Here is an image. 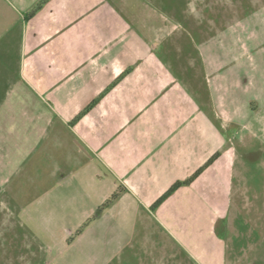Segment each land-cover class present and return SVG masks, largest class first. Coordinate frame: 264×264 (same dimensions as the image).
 Returning <instances> with one entry per match:
<instances>
[{"label":"crops","instance_id":"1","mask_svg":"<svg viewBox=\"0 0 264 264\" xmlns=\"http://www.w3.org/2000/svg\"><path fill=\"white\" fill-rule=\"evenodd\" d=\"M41 1L0 0V74L3 67L10 74L4 85H0V89L8 91L0 97V144L16 137L6 131L4 124L17 121L10 99L16 97L19 111L29 120L40 123L34 129L36 134L67 129L72 137V152H78L76 159L87 158L83 169L73 176L66 172L64 165L57 167L58 188L43 200L42 229L50 241L42 246L46 250L45 264H264V260L252 255L253 245L243 247L227 240V231L232 228L229 225L224 224L218 236L214 216L201 209L200 198L191 196L198 186L208 195L210 182L201 180L225 159L223 155L192 184L181 187L159 208L152 209L175 183L187 181L195 169L210 161V134L191 129L187 122L194 117V107L178 105L163 120L154 97L152 104L142 105L143 111L137 113L138 117L131 116V126L139 122L138 128L116 132L78 130L84 119L96 117L98 106L75 123L72 116L60 113V106L75 102L67 91L72 95V90H78L80 97L83 82L88 83L87 78L83 81V74L108 73L114 51H122L134 33L129 30V22L115 18L114 13L108 29L110 19L105 14V20L97 21L94 30L90 24L86 27L91 39L95 37L93 49L83 45L87 30L81 27L86 24L84 17H88L85 9L96 7L110 13L108 0H49L41 10L31 14ZM103 54L109 61L103 60ZM14 57L20 59L16 63V77L9 70ZM109 74L108 82H113L114 70ZM127 80L128 76L119 80L102 99L115 102V90L127 85ZM103 89L104 86L100 91ZM161 91L164 89L158 93ZM92 95L97 96L96 92ZM167 100L165 107H170L171 102ZM148 105L153 108L151 111L147 110ZM3 106L7 108L4 110ZM194 119L209 121L201 112ZM1 151L2 173L13 169L10 157L13 153L5 147ZM104 168L118 181L105 174ZM130 169L136 172L137 181L122 180ZM218 182L228 186V191L233 187L232 181ZM121 186L125 190L119 198L93 219Z\"/></svg>","mask_w":264,"mask_h":264},{"label":"rangeland","instance_id":"2","mask_svg":"<svg viewBox=\"0 0 264 264\" xmlns=\"http://www.w3.org/2000/svg\"><path fill=\"white\" fill-rule=\"evenodd\" d=\"M108 1L110 13L96 7L85 9L88 17H84L86 24L81 27L87 30L82 31L83 45L95 48V37L91 39L86 27L90 24L94 30L97 21L105 20V14H108L110 29L112 13L115 18L129 22L134 38L128 37L122 51H114L108 63L111 66H107L108 73L83 74V81L87 78L88 83L83 82L81 96L78 90H72V95L68 90L75 102L71 106H60V113L75 120L100 98L95 105L99 107L96 117L84 119L78 130L115 132L138 128L139 122L131 126V116L141 114L142 105L152 104L154 97L163 120L182 104L185 108L194 107V117L198 112L204 113L208 123L194 117L187 122L191 129L210 134L209 160L220 155L225 159L201 180L210 182L208 195L198 186L191 196L200 198L203 201L201 209L210 217L214 216L218 236L223 225H229L232 228L227 231V240L243 247L253 245L252 255L263 261L264 0ZM96 16L98 20H95ZM108 59L103 54V60ZM19 60L14 57L12 67H9L15 77ZM111 69L114 70V81L108 82ZM122 75L128 76L129 80L127 85L115 90L113 101L116 103L102 99L106 90ZM7 78L10 74L5 73L3 67L0 85H4ZM107 83L109 87L106 88ZM95 92L97 96L93 97ZM4 94L8 91L0 89L1 98ZM10 99L17 121L4 123L6 131L16 137L0 144V153L3 154V147L10 148L13 153L10 155L13 169L0 172V178L4 179L0 181V264H45L46 250L42 246L50 241L42 229L43 200L58 188L57 167L64 165L66 172L73 176L83 169L87 158L76 159L78 152H72V137L67 129L36 134L34 129L40 123L29 120L19 111L16 97ZM166 99L170 100V107H165ZM152 109L147 106V110ZM216 148L219 149L212 154ZM206 165L195 169L193 174ZM104 171L118 181L111 171L106 168ZM137 179L133 169L122 178L123 181ZM218 181H232L233 187L228 191V186L218 184Z\"/></svg>","mask_w":264,"mask_h":264},{"label":"trees","instance_id":"3","mask_svg":"<svg viewBox=\"0 0 264 264\" xmlns=\"http://www.w3.org/2000/svg\"><path fill=\"white\" fill-rule=\"evenodd\" d=\"M49 0H42L31 12V14H34L36 12H38L39 10H41L43 8V6L45 4H47ZM124 77V75H122L115 83H113L112 87H109V89L106 90V92H108V90H110L111 88H113V86L122 78ZM99 99L94 100L87 108H85L74 120V122H77L81 119V117H83L85 114H87L90 110H92L95 105L99 102ZM217 156H214L208 163L207 165L200 169L195 175H193L189 180L184 181V182H177L175 183L161 198H159L155 204L152 206L153 210H156L157 208H159L168 198H170L173 194H175V192L177 190H179L181 187L183 186H189L190 184H192L201 174L202 172L208 168L209 166H211V164L217 159ZM124 192V189L122 187H120L118 190H116L111 197L98 209L97 213L95 214V216L93 217V219H96L97 217L100 216V214L113 202H115L119 196ZM82 230L79 231V233Z\"/></svg>","mask_w":264,"mask_h":264},{"label":"water","instance_id":"4","mask_svg":"<svg viewBox=\"0 0 264 264\" xmlns=\"http://www.w3.org/2000/svg\"><path fill=\"white\" fill-rule=\"evenodd\" d=\"M79 146L83 149V147L79 144Z\"/></svg>","mask_w":264,"mask_h":264}]
</instances>
